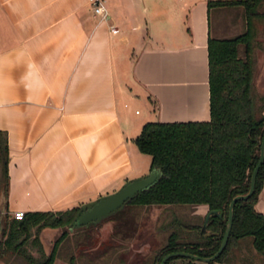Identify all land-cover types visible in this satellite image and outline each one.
I'll return each instance as SVG.
<instances>
[{"label": "crops", "instance_id": "1", "mask_svg": "<svg viewBox=\"0 0 264 264\" xmlns=\"http://www.w3.org/2000/svg\"><path fill=\"white\" fill-rule=\"evenodd\" d=\"M103 3L105 17L89 0H0V130L7 143L1 237L15 208L57 211L149 170L150 155L133 141L146 119L135 117L127 100L143 103V115L154 119L209 116L207 33L243 26L241 9L208 8L206 0ZM263 31L256 20L257 47ZM254 205L264 212V182ZM150 208L153 225L157 206ZM206 209L197 203L192 212ZM100 221L102 234L108 224ZM45 226L37 230L40 244ZM29 231L34 240L35 224Z\"/></svg>", "mask_w": 264, "mask_h": 264}, {"label": "trees", "instance_id": "2", "mask_svg": "<svg viewBox=\"0 0 264 264\" xmlns=\"http://www.w3.org/2000/svg\"><path fill=\"white\" fill-rule=\"evenodd\" d=\"M207 7L237 6L241 9L243 27L230 34L217 35L208 31L206 37L209 116L205 119H146L133 141L138 149L150 155L149 166H157L159 174L140 188L124 204L99 220L74 225L87 229L104 218H112L115 230L136 243L156 236L161 214L149 227L136 224L135 214L143 204L159 208H174L184 217L176 219L164 239L143 251L126 247L114 255L110 264H159L161 256L172 249L184 248L199 254H209L219 244L227 218L228 202L237 192L247 190L264 132V92L256 93L253 77L256 69V20L264 24V0H206ZM7 143L0 130V162L2 184L6 186ZM264 182V151L252 191L237 197L232 204V217L226 241L211 259L202 260L184 254H171L163 264H176V257L185 264H213L215 260L238 264L244 259L242 246L253 247L264 259V212L255 207L258 191ZM197 203L211 210L204 215L193 213ZM201 217L195 221L183 214ZM79 212V204L54 211L28 209L21 217H13L4 237L0 236V253L18 251L24 260L17 264H53L59 240L69 230L68 225ZM158 212V210H157ZM189 215V214H188ZM35 224L33 239L39 243L37 230L45 224L63 228L50 249L36 257L23 246ZM152 224V222H151ZM125 242L124 244H126ZM150 243V242H149ZM132 253V254H131ZM67 264H75L71 254Z\"/></svg>", "mask_w": 264, "mask_h": 264}, {"label": "rangeland", "instance_id": "3", "mask_svg": "<svg viewBox=\"0 0 264 264\" xmlns=\"http://www.w3.org/2000/svg\"><path fill=\"white\" fill-rule=\"evenodd\" d=\"M210 20L213 21L212 11L210 12ZM241 24L242 21L240 22V26L237 29L231 30L228 33L241 29L243 27ZM260 35L263 38V42L255 50L256 69L253 77V87L256 93L264 92V31L261 32ZM127 101L129 103L127 105L130 108V111L133 112V115L135 117H143V119H148L151 117L153 118V116L143 115V103H141L140 101ZM134 107H137V110H139L138 113L133 111ZM148 155L149 153L147 152L146 156ZM157 210V214H161L162 216V219H159V226H157V235L155 237H148L147 239H150V243L148 242L145 247L143 249H140L139 251H143L149 248V244L152 245L153 243H155V240H157V238L163 240L166 233L171 228L177 225L176 219H184V217L178 212V210H175L174 208L158 207ZM151 211L152 210L149 204H143L137 209V213L135 214V223L139 224L140 226L149 227L152 222L149 216ZM186 211L187 212L185 213L183 212L184 215L187 214V216H190L191 219L200 221V216L194 218L191 213H188V210ZM108 222H110V224ZM100 224L101 226L102 224H108V226L102 228L104 231V233L102 234L95 225H92L86 230L78 228L77 231L73 233V236L71 238L65 239L59 245L58 242L53 264H61L64 261L68 263V258L71 254L75 259V264H110L111 262H113L115 253H117L119 250H123L124 248L129 247V245H127L129 238L127 236H122L119 232H116V225L112 218H110V220L104 218L102 221H100ZM45 225L46 226L44 227V231L41 236L42 244L36 242L35 240H32L31 237H26L23 242V246L29 251L31 249L32 251L30 252L36 257H42L45 255V253L50 249L54 238L57 236L58 230H61L63 228L62 226L55 227L48 224ZM125 242L127 243L124 244ZM42 247H44V250L46 252ZM75 248L76 252H73ZM130 248L132 250L138 251V249H135L132 245H130ZM252 248L246 247L245 249V246H242L244 259L240 260L238 264H264V259H259V254L255 250V248ZM23 260V254L19 253L18 251H9L5 252L1 256L0 264H17ZM174 263L183 264L184 258L176 257L174 259Z\"/></svg>", "mask_w": 264, "mask_h": 264}, {"label": "water", "instance_id": "4", "mask_svg": "<svg viewBox=\"0 0 264 264\" xmlns=\"http://www.w3.org/2000/svg\"><path fill=\"white\" fill-rule=\"evenodd\" d=\"M263 151H264V132L260 140L258 158L255 164L253 165L250 173L248 188L244 192L234 193L229 199L226 224L221 239L219 241V244L213 250V252L209 254H199L184 248L172 249L165 252L161 256L159 260V264H163L164 259L171 254H184V255L192 256L194 258L207 260L213 258L221 250V248L223 247L226 241L230 222H231L232 204L237 197L246 196L252 191L254 185L255 173L259 163L263 158ZM159 172L160 169L157 166H151L147 172L130 176L125 180H123L115 188L81 201L79 203V212L76 215V217L72 220V222L68 225V228H72L74 225L83 224V223L86 224L91 221L99 220L103 216L120 208L130 196H132L135 192H137V190H139L140 188L146 186L148 183L153 181L155 177L159 174ZM211 210H215V208L208 209L205 211L203 220L200 225V230H202V228L204 227L205 220L207 219L208 214Z\"/></svg>", "mask_w": 264, "mask_h": 264}, {"label": "built area", "instance_id": "5", "mask_svg": "<svg viewBox=\"0 0 264 264\" xmlns=\"http://www.w3.org/2000/svg\"><path fill=\"white\" fill-rule=\"evenodd\" d=\"M92 5L93 12L96 14H99L101 16L106 15V8L104 6L103 0H89ZM110 29L112 31L117 30V26L115 24H110ZM23 209L22 208H15L12 211V215L14 217H21L23 215Z\"/></svg>", "mask_w": 264, "mask_h": 264}]
</instances>
